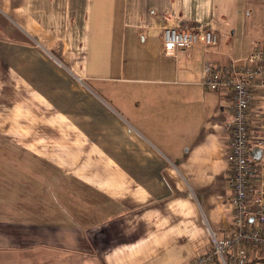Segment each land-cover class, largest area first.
Instances as JSON below:
<instances>
[{
  "label": "crops",
  "instance_id": "obj_1",
  "mask_svg": "<svg viewBox=\"0 0 264 264\" xmlns=\"http://www.w3.org/2000/svg\"><path fill=\"white\" fill-rule=\"evenodd\" d=\"M168 26L219 41L167 54ZM259 40L264 0H0V264L211 250L208 228L232 226L233 96L203 87L204 66Z\"/></svg>",
  "mask_w": 264,
  "mask_h": 264
},
{
  "label": "built area",
  "instance_id": "obj_2",
  "mask_svg": "<svg viewBox=\"0 0 264 264\" xmlns=\"http://www.w3.org/2000/svg\"><path fill=\"white\" fill-rule=\"evenodd\" d=\"M162 35L167 54L177 49L188 51L196 44L208 49L219 41L211 28L168 26ZM201 83L211 91L231 90L233 96L231 140L226 153L233 219L223 239L209 227L212 249L187 264H249L255 259L254 250L264 257V108L252 109L255 91L264 92V41H255L241 60L232 59L225 65L208 61Z\"/></svg>",
  "mask_w": 264,
  "mask_h": 264
},
{
  "label": "rangeland",
  "instance_id": "obj_3",
  "mask_svg": "<svg viewBox=\"0 0 264 264\" xmlns=\"http://www.w3.org/2000/svg\"><path fill=\"white\" fill-rule=\"evenodd\" d=\"M60 60V59H59ZM61 62H63L62 61V59L60 60ZM57 63H59L58 61H57ZM8 79H10V78H8ZM14 82H17L18 81V79L17 78H14V79H12ZM48 107H49V105H47ZM48 107H47V109H48ZM63 121H65V122H63V126L66 124L67 125V120L66 119H63ZM0 200H2V201H4L5 199H3V197L1 196V192H0ZM3 207H4V205H2V202H0V209H3ZM221 234H223V233H221ZM220 236H223V235H220ZM253 255L255 256V262H252L251 264H264V260H261V255H262V253L259 251V250H254L253 251Z\"/></svg>",
  "mask_w": 264,
  "mask_h": 264
},
{
  "label": "trees",
  "instance_id": "obj_4",
  "mask_svg": "<svg viewBox=\"0 0 264 264\" xmlns=\"http://www.w3.org/2000/svg\"><path fill=\"white\" fill-rule=\"evenodd\" d=\"M261 260H264V257L261 258ZM252 262H255V259H253L249 264H251Z\"/></svg>",
  "mask_w": 264,
  "mask_h": 264
}]
</instances>
